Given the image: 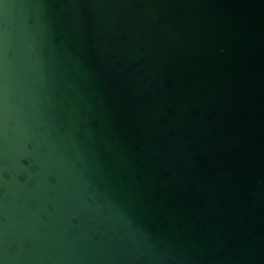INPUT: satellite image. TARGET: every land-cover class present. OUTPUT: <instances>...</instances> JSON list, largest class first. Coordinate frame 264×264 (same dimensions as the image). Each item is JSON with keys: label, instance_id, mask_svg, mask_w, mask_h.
Listing matches in <instances>:
<instances>
[{"label": "water", "instance_id": "water-1", "mask_svg": "<svg viewBox=\"0 0 264 264\" xmlns=\"http://www.w3.org/2000/svg\"><path fill=\"white\" fill-rule=\"evenodd\" d=\"M0 264H264V0H0Z\"/></svg>", "mask_w": 264, "mask_h": 264}]
</instances>
